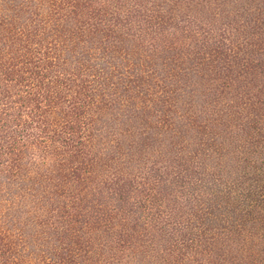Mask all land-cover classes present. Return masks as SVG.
<instances>
[{
  "label": "trees",
  "instance_id": "1",
  "mask_svg": "<svg viewBox=\"0 0 264 264\" xmlns=\"http://www.w3.org/2000/svg\"><path fill=\"white\" fill-rule=\"evenodd\" d=\"M239 64L264 0H0V264H264Z\"/></svg>",
  "mask_w": 264,
  "mask_h": 264
},
{
  "label": "rangeland",
  "instance_id": "2",
  "mask_svg": "<svg viewBox=\"0 0 264 264\" xmlns=\"http://www.w3.org/2000/svg\"><path fill=\"white\" fill-rule=\"evenodd\" d=\"M206 4H204L201 7H204L203 9L200 7L199 9H197V11L200 13L201 15V11L204 12L205 14H211L212 12H215L216 16L219 15L218 14V9L216 7V5H210V6H206ZM209 5V4H208ZM235 27L229 28L231 29L234 34L237 32V30H239V27H237L236 25H234ZM229 27V26H227ZM177 50L176 47L174 49H170V51H175ZM187 57L188 55L185 54ZM171 58L173 59V62L175 64L180 63L182 61L181 59V54L177 51L174 52L171 56ZM243 61H246L244 59H242ZM246 63V62H244ZM241 64H239V68L236 69L237 71H240L239 75L235 76V79H233V81L231 82V84L233 85L232 87V92L235 93V97L236 98H243V90L244 87L246 86L248 88L249 93V97H251L253 100H256L257 102L255 103L254 109H253V113L255 114V107H259V112L262 111V113L264 114V104H261V102H264V77L260 76V72L256 73H252V71H242L240 68ZM235 75V72L233 73V76ZM258 82L262 83V84H258ZM238 95V96H237ZM251 101V100H250ZM263 109V110H262ZM253 148H255V144L252 145Z\"/></svg>",
  "mask_w": 264,
  "mask_h": 264
}]
</instances>
